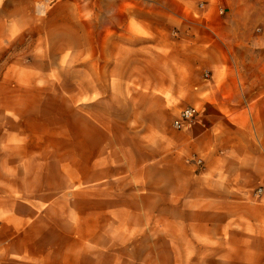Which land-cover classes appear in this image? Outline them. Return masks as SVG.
Wrapping results in <instances>:
<instances>
[{"label":"crops","instance_id":"1","mask_svg":"<svg viewBox=\"0 0 264 264\" xmlns=\"http://www.w3.org/2000/svg\"><path fill=\"white\" fill-rule=\"evenodd\" d=\"M10 2L0 0L3 40L31 23L27 1ZM132 3L138 31L125 28L122 39L131 58L120 76L90 86L149 89L137 95L142 119L162 103L175 117L193 106L197 117L181 129L151 130L152 144L147 132L96 126L88 170L73 180L88 185L80 189L88 198L73 200L88 203L69 209L60 194L64 145L44 159L48 145H34L28 128L32 113L0 108V264H264V192L255 194L264 186V0H212L197 17L182 16L195 29L175 39L183 58L164 80L144 78L155 69L145 63L144 1ZM149 45L155 54L164 43L154 34ZM242 45L247 64L236 63ZM21 86L32 88L33 79ZM161 88L172 90L164 97Z\"/></svg>","mask_w":264,"mask_h":264},{"label":"rangeland","instance_id":"2","mask_svg":"<svg viewBox=\"0 0 264 264\" xmlns=\"http://www.w3.org/2000/svg\"><path fill=\"white\" fill-rule=\"evenodd\" d=\"M21 1L11 0L18 5ZM26 1L31 23L16 36L0 39V108L6 112L32 113L28 128L33 132L34 145H48V151L42 153L44 159H56L57 152L52 149L64 145L65 150L59 156L63 155L60 160H64L65 188L60 194L64 195L65 208L85 206L87 200H79L78 196L73 200V195L88 198L87 192H80L83 188L87 190L88 185L79 182L74 185L73 180L88 170L89 143L98 137L96 126L112 125L119 133L122 128L147 132L144 140L152 144L155 137L151 130L178 129L172 125L175 114L171 104L162 103L160 110L142 119L137 95L149 89L90 86L120 76L122 62L131 58L126 57L129 50L122 49V39L125 28L131 33L138 31L132 14L136 9L132 1L136 0ZM140 1H144L141 8L146 15L145 28L141 30L146 47H152L149 44L154 34L164 43L155 54L152 48H146L145 63L154 67L155 72H146L144 78L164 80L172 75L177 59L183 58L178 51L182 46L175 39L184 40L195 29L182 22L181 17H197L194 11L200 8L199 4L212 0H177L176 8H169L167 0H155L162 7L153 6L150 2L154 0ZM115 9L119 11L116 19L110 14ZM169 10L177 16L173 22L169 21ZM261 12L264 14V9ZM169 47L176 51L171 52ZM248 47L239 48L242 54L236 56L237 64L248 63ZM113 66L116 71H107ZM28 78L33 79V87L25 89L21 84ZM160 90L165 97L172 89ZM120 137L126 138L125 134ZM131 155L135 153H130V159ZM140 155L146 161L151 159L147 153L137 156Z\"/></svg>","mask_w":264,"mask_h":264},{"label":"built area","instance_id":"3","mask_svg":"<svg viewBox=\"0 0 264 264\" xmlns=\"http://www.w3.org/2000/svg\"><path fill=\"white\" fill-rule=\"evenodd\" d=\"M199 6L203 7L204 3L201 2L199 4ZM218 12L220 14H223L224 8L222 6L218 7ZM198 113H199V110L197 108H195L193 106H184L183 108H181L178 111L176 117L172 121V125L178 129L186 127V126L190 125L195 120ZM194 162L198 165L201 164L200 159H195ZM261 192H264V186H259L255 190L256 195H258Z\"/></svg>","mask_w":264,"mask_h":264}]
</instances>
